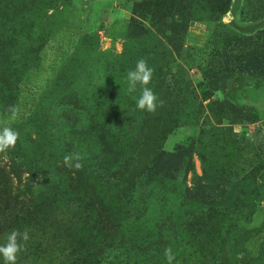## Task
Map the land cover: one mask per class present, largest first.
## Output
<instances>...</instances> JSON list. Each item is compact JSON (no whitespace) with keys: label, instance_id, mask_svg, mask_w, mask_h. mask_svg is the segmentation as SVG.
Returning <instances> with one entry per match:
<instances>
[{"label":"rangeland","instance_id":"374dc122","mask_svg":"<svg viewBox=\"0 0 264 264\" xmlns=\"http://www.w3.org/2000/svg\"><path fill=\"white\" fill-rule=\"evenodd\" d=\"M204 3L0 0V126L14 107V160L24 171L61 165V100L76 118L70 155L84 157L47 181L51 194L6 168L0 245L29 234L16 264H167L169 248L173 264H264V14L229 0L212 16ZM141 58L163 101L154 113L136 108L139 85L128 91ZM138 156L150 162L125 187Z\"/></svg>","mask_w":264,"mask_h":264},{"label":"trees","instance_id":"16d2710c","mask_svg":"<svg viewBox=\"0 0 264 264\" xmlns=\"http://www.w3.org/2000/svg\"><path fill=\"white\" fill-rule=\"evenodd\" d=\"M228 4H229V0H205V3H204L205 11L204 12L212 16L221 15L227 10ZM243 10L247 12L249 11L252 13L260 12L264 14V0H243ZM244 59L248 67H253V69H255L259 73L263 71V67L261 65H259L257 62H253V58L251 57V55L245 56ZM161 83H163V80ZM60 84L61 86H58L59 90L61 88L65 89L67 86V82L65 80H63V82ZM10 102H11V98L8 97L5 101V104L10 105ZM45 102H46V98L43 97V99L41 100V103H45ZM66 106H67V103L64 100H61V102L59 101L57 105L52 106L53 108L52 109V114H53L52 121L55 122V125H53L54 135H55L56 140L62 145V150L60 152L61 155H70L71 149H70V145L67 143V140H68V135H69L70 130H72L73 132V124L76 120L75 116L71 113V110H68ZM71 114L74 116V118L70 117ZM49 115H50V111H49ZM27 119H32V117L29 116L27 117ZM34 119L36 121L35 123L39 125L40 128H43L44 126L48 125V120L46 117L45 119H42V120H40L39 116ZM21 133L22 135L28 138L30 136L28 129H22ZM15 152L17 154L19 153L16 148H15ZM3 155L6 156V160L3 162L2 167H0V177H1L0 184H2V186L0 187L3 188V191L6 189L5 193L9 194L7 193V189H9L10 187L9 186L7 187V184H6L8 180L7 178L3 179L4 174L7 175V172L5 173L6 168L9 172H12V173L14 172L15 174H19V172L24 171V170H22L21 163H18L16 162V160H14L11 149H9L6 152H3ZM42 157H46V156H42ZM83 158L84 157H82L81 160H83ZM43 159H44L43 169H39L36 166V167H32L24 171L27 174V178H26V181H23V187L25 188V190L31 191L33 189H36V186H37L39 190L46 191L41 186L43 183H45V185H47L48 187V193L51 194L54 191H53V188L50 189V184L47 181L50 178L62 176L63 171L66 168V166H64L63 160L61 161V165H56L55 163H50L49 160H46L47 158H43ZM137 159H142V157L138 156ZM135 162H137L136 159H135ZM149 162H150V158L149 159L143 158L140 162H137L138 163L137 165L134 164L132 168L133 170L132 173H126L124 176H121V179L125 182V187H128L129 184H132L131 181H133L134 179L132 177L134 172L138 173L143 168H145V165L148 164ZM50 172H51V175H50L51 177L49 176ZM97 224L98 222L97 223L92 222L91 224L92 228L95 229L94 231H99L98 233L102 234V237L99 238L100 241H102V244L109 245L110 244L109 241L110 239H112L110 237H113V235L110 236V234H106V232H101V230H99L101 228L100 221H99V227L96 226ZM186 225L188 226V224Z\"/></svg>","mask_w":264,"mask_h":264},{"label":"clouds","instance_id":"9594fccd","mask_svg":"<svg viewBox=\"0 0 264 264\" xmlns=\"http://www.w3.org/2000/svg\"><path fill=\"white\" fill-rule=\"evenodd\" d=\"M152 73L153 69L148 66L147 61L143 58L139 59L135 68L127 73L128 91H136L137 85L141 88V93L136 99V108L149 113H154L158 106L163 105V101H159L152 89L147 87L151 81ZM9 112L11 113L9 122L0 126V153L14 148L19 138V133L10 126V122H14L16 119V110L14 107H10ZM81 159L82 157L78 154L65 155L63 164L70 169L79 170L83 167L80 163ZM28 240L27 230L23 232L19 230L11 231L6 237V243L0 245V257L3 258L4 264H16L17 254L25 250V245L19 241L27 242ZM164 255L167 264H173L175 256L170 248L165 249Z\"/></svg>","mask_w":264,"mask_h":264}]
</instances>
